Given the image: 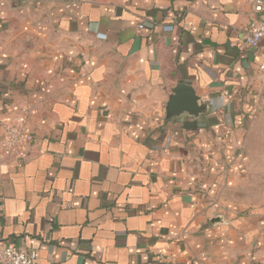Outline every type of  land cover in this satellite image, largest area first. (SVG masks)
<instances>
[{
    "label": "crops",
    "instance_id": "1",
    "mask_svg": "<svg viewBox=\"0 0 264 264\" xmlns=\"http://www.w3.org/2000/svg\"><path fill=\"white\" fill-rule=\"evenodd\" d=\"M252 18L245 0H0V140L16 120L34 134L29 158L0 160V246L35 264H264ZM178 83L207 109L167 116Z\"/></svg>",
    "mask_w": 264,
    "mask_h": 264
},
{
    "label": "built area",
    "instance_id": "2",
    "mask_svg": "<svg viewBox=\"0 0 264 264\" xmlns=\"http://www.w3.org/2000/svg\"><path fill=\"white\" fill-rule=\"evenodd\" d=\"M245 1L252 6L255 13H264V0ZM261 39H264V19L252 18L244 31L245 43L256 48ZM260 70L264 81V58ZM33 144L34 134L28 128L25 120L4 123L3 135L0 140V160H26L32 154ZM35 260V250L26 251L16 246H0V264H35Z\"/></svg>",
    "mask_w": 264,
    "mask_h": 264
},
{
    "label": "water",
    "instance_id": "3",
    "mask_svg": "<svg viewBox=\"0 0 264 264\" xmlns=\"http://www.w3.org/2000/svg\"><path fill=\"white\" fill-rule=\"evenodd\" d=\"M167 103V116H180L184 113L197 117L207 109V104L201 101L195 89L186 83H178L171 90ZM221 217H216L213 221L220 222Z\"/></svg>",
    "mask_w": 264,
    "mask_h": 264
}]
</instances>
